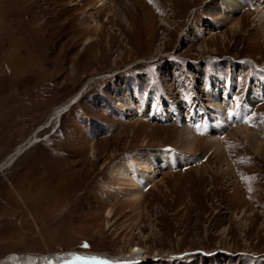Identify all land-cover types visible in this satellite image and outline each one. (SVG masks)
<instances>
[{
  "label": "rangeland",
  "instance_id": "obj_1",
  "mask_svg": "<svg viewBox=\"0 0 264 264\" xmlns=\"http://www.w3.org/2000/svg\"><path fill=\"white\" fill-rule=\"evenodd\" d=\"M210 1L0 0V164L33 142L0 169V260L264 264V0ZM228 83L256 142L205 131ZM158 150L143 188L114 171Z\"/></svg>",
  "mask_w": 264,
  "mask_h": 264
},
{
  "label": "bare ground",
  "instance_id": "obj_2",
  "mask_svg": "<svg viewBox=\"0 0 264 264\" xmlns=\"http://www.w3.org/2000/svg\"><path fill=\"white\" fill-rule=\"evenodd\" d=\"M250 2V0H211L210 4H208V7L212 11H216L218 8L220 13H222L221 18L229 20L230 16H228V14H233L236 10H238V8L244 7ZM234 89L235 88L232 86V84L228 83L227 85L221 87L220 93L219 90L215 92V94H212L211 91L209 92V99L212 103L211 105L213 106L212 111L214 112V115L213 118H211L212 121H209L208 119L206 120V124H204L206 127L205 131L209 135H222L228 127L237 123H241L246 129L244 134L246 140L250 139L256 142V134L253 132L254 130H250L247 123L251 121L249 118L250 106L254 105L255 102L259 101V99L257 98L256 94L249 95L248 92L244 98V103H239L236 100ZM221 90L224 92L223 94H221ZM223 98L226 100L224 106L223 103L220 102V100L222 101ZM227 110L228 113H226ZM259 124L262 126V128H264L263 119L259 120ZM182 139L187 142L192 141L191 134H184ZM31 143L33 142L30 140L26 144L18 145L15 150L9 154L0 164V169L9 166L14 161V159L20 155L22 151L25 150ZM261 149L262 147L260 146V148H256L254 150L257 153H260ZM159 161L163 162L164 164H170L169 155L166 151L158 150L152 153H136V156H133V162H135L136 165L133 166L129 163H119L117 165L118 169L116 167V170L114 168V171L120 172V174H123L126 178L133 180L136 184L143 188V184L153 179V175L148 174V170H144L143 167L151 168L154 166V164H156L158 167ZM157 169L159 168L154 170ZM143 256V252H141L139 248L131 250L128 254L123 255L120 258L108 256L102 253L91 252H68L63 254H51L48 256L9 254L0 260V264H115V261L118 260H121V262H125L127 264H134L144 260Z\"/></svg>",
  "mask_w": 264,
  "mask_h": 264
}]
</instances>
